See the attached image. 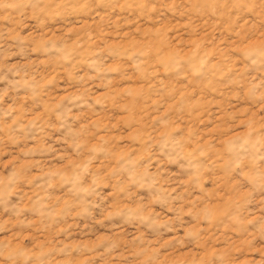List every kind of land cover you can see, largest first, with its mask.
<instances>
[{"label":"rangeland","instance_id":"374dc122","mask_svg":"<svg viewBox=\"0 0 264 264\" xmlns=\"http://www.w3.org/2000/svg\"><path fill=\"white\" fill-rule=\"evenodd\" d=\"M0 77V264H264V0H0Z\"/></svg>","mask_w":264,"mask_h":264},{"label":"clouds","instance_id":"9594fccd","mask_svg":"<svg viewBox=\"0 0 264 264\" xmlns=\"http://www.w3.org/2000/svg\"><path fill=\"white\" fill-rule=\"evenodd\" d=\"M7 75V74H6ZM13 77H15L16 75H17V73H15V72H13L12 74H11ZM4 78L3 77H0V80H3ZM15 256L16 257H22L23 256V250H21V251H19V252H16L15 253Z\"/></svg>","mask_w":264,"mask_h":264}]
</instances>
